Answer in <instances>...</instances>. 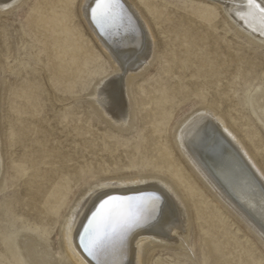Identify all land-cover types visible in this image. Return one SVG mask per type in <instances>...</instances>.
Segmentation results:
<instances>
[{
  "label": "rangeland",
  "instance_id": "374dc122",
  "mask_svg": "<svg viewBox=\"0 0 264 264\" xmlns=\"http://www.w3.org/2000/svg\"><path fill=\"white\" fill-rule=\"evenodd\" d=\"M155 1L166 8L162 19L172 14L179 21L165 33L159 31L163 24L153 23L161 51L158 56L160 59L165 57L166 61H153L129 81L128 92L134 106L133 120L129 125L117 124L95 113V105L87 96L91 83L112 68L110 61L103 56L95 55L89 60L85 55L82 66L91 70L81 76L77 73L80 79L71 93L68 89L72 82H62L59 75V98L50 85L51 68L44 65L36 42L21 45L20 53L11 66L0 73V149L4 162L0 182L6 181V185L0 189V241L5 249L10 244L11 249L7 253L17 264H30L24 258L22 246L36 236L46 240L55 249V255L59 256L56 246L65 219L63 213L73 199L98 179L131 175L137 171L145 173L151 169V157L157 144L162 146L166 156L158 157L156 170L168 175L163 164L171 160L176 170L186 174L187 182L194 186L193 197L207 220L204 234L219 252L222 264H264L262 240L206 184L179 148L172 133L173 124L201 104L213 107L217 114L220 111L231 113L227 110L229 105L240 116L227 117V120L235 124H248L245 130H239V135L264 172L261 157V152L264 154V125L251 107L256 93L264 92V46L238 31L227 14L216 6L215 0ZM29 3L30 0H22L0 11V29L3 33L8 31L5 27L8 23L9 30L19 34ZM76 12L75 8L70 14L73 26L78 24L75 28L79 36L87 39L88 34ZM206 13L208 16H203ZM191 18L195 21H191ZM66 25L63 19L59 20V37L66 36ZM178 34H182L183 41L176 40ZM166 43L169 45L165 46ZM63 44L59 46L62 54L75 50ZM180 46L189 52L188 60H179ZM4 56L0 55V59L6 60ZM64 58L66 60L67 56ZM65 60H61V63L69 64V61L63 62ZM248 60L257 63L258 67L253 65L247 69ZM20 63L24 64L21 69ZM215 64L221 68H231L230 64L236 67L233 84L228 82L227 85V79L213 71ZM27 73L37 79L33 88H28L29 92L23 96L17 91L20 87H16L15 82L21 76L25 83ZM225 90L227 94L222 97ZM158 94L164 101L161 105L167 108L161 117L151 122L148 115L154 105L151 99ZM31 98L34 100L33 108L28 103ZM159 122H163L161 126L157 124ZM159 128L161 133H157ZM247 132L251 135L247 136ZM254 142L257 145L253 149ZM139 164H143L144 169ZM63 173L69 176L68 185L59 187L55 174ZM22 175L24 181L19 179ZM28 185L37 186L33 191L42 196L44 190L57 186V191L62 195L61 205L58 203L57 206L59 211L55 213L54 228L48 234L26 225L20 215L12 211L17 201L15 195L26 191ZM189 219V239L193 242L200 264H214L201 245L200 235L203 232L199 224L202 221L196 217L194 205L189 208ZM156 249L155 253L159 256L151 258L149 264H154L157 257L161 264L193 263L171 250L162 247ZM165 259L167 263H164Z\"/></svg>",
  "mask_w": 264,
  "mask_h": 264
},
{
  "label": "bare ground",
  "instance_id": "6f19581e",
  "mask_svg": "<svg viewBox=\"0 0 264 264\" xmlns=\"http://www.w3.org/2000/svg\"><path fill=\"white\" fill-rule=\"evenodd\" d=\"M21 1L0 0V11L13 7ZM215 1L216 6L227 14L238 31L264 46V0ZM75 3L76 6H74ZM94 3L95 0H30L26 19L19 28V34L11 32L8 23L5 25L8 31L3 33L0 29V55L5 54L6 59H0V73L11 66V62L20 53L18 50L21 45L29 41L36 42L44 65H49L48 67L51 68L50 85L59 98V75L62 82H72L68 89L71 93L80 76L91 70L90 67L89 69L82 66L85 55H88L89 60L95 55L103 56L110 61L112 68L91 83L87 96L95 105L93 106L95 113L117 124L129 125L134 115L133 102L128 92L129 81L138 76L139 72L153 61L158 63L166 61L165 57H162V60L158 56L161 51L157 44L153 23L163 24L159 31L165 33L177 25L179 19L172 14L162 19V16L166 14V8L160 6L155 0H120L125 13L123 23L116 21V27L109 28L105 32L91 18V8ZM75 8L76 15L88 34L87 39H81L79 36L75 28L79 26L78 24L75 25V23L73 26L74 22L70 14ZM205 15L208 16V13L203 16ZM61 19L67 22V27L64 30L66 36L59 37V20ZM191 21H195L194 18H191ZM176 40L183 41L182 34H178ZM63 43L74 47L75 50L62 54L59 46ZM168 45L169 43L165 44V46ZM179 49H181L178 54L179 60L182 58L188 60L189 52H185L183 46ZM59 58L65 60L63 62L69 61V64L64 65ZM233 61L236 62L235 59ZM232 64H230L231 68H228L229 66L221 68L218 64L212 68L214 72L227 79V85L228 82L234 83L237 74V69ZM253 65L258 67L257 63L253 64L248 60L246 68H252ZM23 67L24 64L20 63L19 69ZM77 73L80 76L77 77ZM25 78L27 79L25 83L21 76L15 82L18 85L16 87H20L17 91L23 96L29 92L28 88H33L34 80L37 79L29 73ZM1 87L0 76V91ZM226 92L227 90L222 92V97L227 94ZM37 97L36 95L35 98ZM151 100L154 105L148 115L151 116V122H154L165 113L167 107L161 105L164 101L159 94ZM28 103L33 108L32 98L28 100ZM251 107L264 125L263 91L256 93ZM227 110H230L232 114L228 111H220V114H217L213 107L201 104L191 113L180 117L173 124L172 133L179 148L206 184L264 243V214H262L264 172L254 158L252 150L243 143L239 135V130H245L248 124L231 123L227 117L239 118L240 115L229 105ZM162 123L157 124L161 126ZM161 131L159 128L157 133ZM247 133V136L251 135L250 132ZM256 142L252 143L253 149L257 145ZM160 156H166V154L162 146L157 144L155 154L151 157V169L145 166L149 169L145 173L137 171L131 175H112L98 179L87 189L80 190L79 195L63 213L65 219L59 230L56 246L59 256L55 255V249L46 240L36 236L23 243L24 258L30 264H97V259L89 255L81 245V234L84 233L85 227L101 201L109 196L131 197L141 193H156L160 197L161 208L156 218L129 233L123 248L106 259L118 261L119 264H149L151 258L159 256L157 252L155 253L156 248L162 247L184 256L192 261V264H200L193 249V242L191 243L189 239V227H191L189 208L194 205L196 217L202 221L199 224L200 231L203 232L200 235L201 245L209 256L210 262L222 264L219 260V252L204 234L207 220L204 211L193 197V184L187 182L185 173L174 168V161L167 160L168 163L163 164L169 172L168 175L164 171L158 172L156 166ZM261 157L264 160L262 152ZM3 164L0 149V175ZM139 166L144 169L143 164ZM55 178L58 179L59 187L68 185L67 174H55ZM19 179L24 181L23 175ZM5 185L6 181H1L0 189ZM36 187L28 185L25 187L26 191L16 194L17 201L12 211L20 215L22 222L26 225L39 228L40 231L48 234L54 228L55 213L59 211L57 206L58 203L59 206L61 205L63 198L57 191V186H50L44 190L43 196L33 191ZM3 243L8 244L6 241ZM9 249H11L10 244L5 249L0 241V264H17L9 257L7 253ZM158 259L159 257L153 263L161 264ZM167 262L168 260L165 259L164 263Z\"/></svg>",
  "mask_w": 264,
  "mask_h": 264
},
{
  "label": "snow or ice",
  "instance_id": "6c2138e0",
  "mask_svg": "<svg viewBox=\"0 0 264 264\" xmlns=\"http://www.w3.org/2000/svg\"><path fill=\"white\" fill-rule=\"evenodd\" d=\"M124 16L120 0H95L91 8L92 20L105 32L116 27V21L122 24ZM160 211V197L156 193H141L131 197L109 196L101 201L90 218L81 234V245L97 259V264H119L106 257L121 250L129 233L154 220Z\"/></svg>",
  "mask_w": 264,
  "mask_h": 264
},
{
  "label": "water",
  "instance_id": "95a60500",
  "mask_svg": "<svg viewBox=\"0 0 264 264\" xmlns=\"http://www.w3.org/2000/svg\"><path fill=\"white\" fill-rule=\"evenodd\" d=\"M136 193H138V192H136Z\"/></svg>",
  "mask_w": 264,
  "mask_h": 264
}]
</instances>
